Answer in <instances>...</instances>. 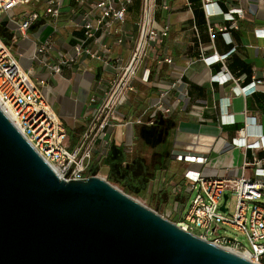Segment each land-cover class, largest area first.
<instances>
[{"label": "crops", "instance_id": "1", "mask_svg": "<svg viewBox=\"0 0 264 264\" xmlns=\"http://www.w3.org/2000/svg\"><path fill=\"white\" fill-rule=\"evenodd\" d=\"M34 1L38 5L28 7ZM61 1L58 17L46 12L47 0H33L2 13L0 43L31 74L63 120L69 145L75 147L92 117L91 97L101 94L112 74L101 61L86 57L64 64L61 72L53 70V65L69 57L73 45L83 38L80 22L86 7L77 0ZM165 1L171 9L158 7L156 19L159 25L169 27V35L161 45L148 49L134 78L135 89L118 109L121 120L106 130L107 145L97 140L88 172L95 175L96 171L149 201L153 208L181 219L192 195L185 176L188 168L209 176H253L257 167H264L263 149L244 150L232 142L246 124L251 131L264 132V86L244 96L234 80L222 84L213 77L228 71L246 85L264 76V39L254 34L257 27L264 26V2L217 0L225 10L240 6L248 11L252 2L256 4V12L248 11L239 21L240 28L231 30L233 41L229 43L219 32L210 35L209 23H220L222 17L208 18L201 0H189L192 8L186 0ZM137 10L138 0L125 27L131 32H136ZM32 12H38L39 18L23 34L19 26ZM116 37L114 33L108 39L113 43L110 55L127 60L132 44L129 40L115 44ZM46 41L50 47L39 51ZM233 47L235 50L224 60L209 65L204 59L214 53L225 54ZM146 67L151 69L147 81L142 77ZM40 80L45 83L41 85ZM163 91L168 93L160 107ZM167 108L170 111L166 112ZM196 134L203 136L207 163L177 160L176 155L186 152ZM258 160L262 164H254ZM246 161L251 164L245 165Z\"/></svg>", "mask_w": 264, "mask_h": 264}, {"label": "built area", "instance_id": "2", "mask_svg": "<svg viewBox=\"0 0 264 264\" xmlns=\"http://www.w3.org/2000/svg\"><path fill=\"white\" fill-rule=\"evenodd\" d=\"M31 1L33 0H0V15ZM77 2L81 7H86L80 22L83 38L73 45V53L69 57L53 65V70L61 72L64 64L79 62L80 57H86L101 61L106 67H110L112 75L101 94L91 97L92 117L74 148L68 143L67 128L63 120L33 81L31 74L22 67L10 49L0 43V107L42 157L62 177L67 178L89 176L88 171L97 140L100 139L103 146L109 143L106 130L121 120L118 109L127 102L129 93L135 89L134 78L148 49L161 45L169 35V27L159 25L157 22V8L161 6L166 11L171 9L165 0H138L137 17L134 21L136 32H131L125 27L136 0H77ZM201 2L208 18L217 15L222 17L220 23H209L210 35L214 37L219 32L229 43L233 41L231 30L240 28L239 21L246 17L248 11L256 12L254 2L248 11L240 6L225 10L217 0ZM186 4L192 8L189 0H186ZM61 7V0H47L46 12L58 17ZM38 18V12L29 14L21 22L20 32L25 34L28 27ZM114 33L117 34L115 44L121 45L126 40L132 44L127 60L122 56L110 55L113 43L108 39ZM254 34L264 39V26L257 27ZM49 47V41H46L39 51H45ZM235 48L225 54L214 53L204 59L209 65L216 63L226 59ZM150 75L151 69L146 67L143 70V79L149 80ZM213 77L222 84L234 80L239 93L244 96L255 93L259 85L264 86V76L254 78L246 85H241L240 79L234 78L228 71H220ZM44 83V80H40L41 85ZM167 93V91L161 93L158 106H162ZM165 111L170 109L167 108ZM140 121L139 119L138 122ZM232 142L234 146L244 150H264V132L251 131L246 124ZM204 146L206 145L203 136L196 134L187 146L186 152L178 153L176 158L189 164H205L208 157L205 155ZM249 164H251L249 161L245 162V165ZM254 164H262V161L258 160ZM185 176L190 180L192 197L190 207L180 219L179 225L218 245L247 253L252 261L264 264V167H257L253 176H209L202 170L194 168H188ZM226 193L228 198L224 202ZM230 197L235 198V209L232 216H227L225 213L229 209L227 205ZM224 203L226 211L221 209ZM221 224L229 225L244 234L251 248L245 247L238 238L220 235L218 230Z\"/></svg>", "mask_w": 264, "mask_h": 264}, {"label": "water", "instance_id": "3", "mask_svg": "<svg viewBox=\"0 0 264 264\" xmlns=\"http://www.w3.org/2000/svg\"><path fill=\"white\" fill-rule=\"evenodd\" d=\"M0 264L259 263L101 175L62 177L0 107Z\"/></svg>", "mask_w": 264, "mask_h": 264}, {"label": "rangeland", "instance_id": "4", "mask_svg": "<svg viewBox=\"0 0 264 264\" xmlns=\"http://www.w3.org/2000/svg\"><path fill=\"white\" fill-rule=\"evenodd\" d=\"M37 4L36 3V1H34L33 3H30V5H28V7H33V8H35V5ZM38 5V4H37ZM36 5V6H37ZM74 146L72 145V147L71 148H73ZM113 183V182H112ZM113 184H115V183H113ZM115 185H117L118 187H120L122 190H124L125 192H127L128 194H130V195H132V196H134L135 198H137V199H139L140 201H142L143 203H145L146 205H148V206H150L151 208H153L152 206H154L153 204H151L149 201H144L140 196H137L136 194H133V193H131V192H129L127 189H125V188H123V187H121V186H119L118 184H115ZM187 197L189 198V194L187 195ZM191 197H192V195H191ZM191 197L189 198V199H187V202H186V207H185V209H184V214L188 211V209H189V207H190V199H191ZM264 202V201H263ZM228 207H229V209H228V211L225 213L227 216H232L233 215V213H234V209H235V198L234 197H230L229 198V200H228V205H227ZM172 208V207H171ZM153 209H155V208H153ZM155 210H157V209H155ZM158 212H160L161 214H163V215H165L166 217H168L169 219H171V220H173L174 222H176L177 224H179V222H180V218L178 219V218H176V217H174L173 215H169L168 213L166 214L164 211H162V210H157ZM218 232H219V234L220 235H225V236H228V237H231V238H238L243 244H244V246L245 247H247V248H251V245H250V243H249V241H248V239H247V237L244 235V234H242V233H240L239 231H237V230H235L234 228H232L231 226H229V225H223V224H221L220 225V228H219V230H218ZM212 238V237H211Z\"/></svg>", "mask_w": 264, "mask_h": 264}, {"label": "bare ground", "instance_id": "5", "mask_svg": "<svg viewBox=\"0 0 264 264\" xmlns=\"http://www.w3.org/2000/svg\"><path fill=\"white\" fill-rule=\"evenodd\" d=\"M102 177H103V176H102ZM232 250H234V249H232ZM234 251H236V250H234ZM236 252H237V251H236ZM238 253H240V252H238ZM240 254H242L243 256L247 257L248 259H251L250 256H249L247 253H242V252H241Z\"/></svg>", "mask_w": 264, "mask_h": 264}, {"label": "trees", "instance_id": "6", "mask_svg": "<svg viewBox=\"0 0 264 264\" xmlns=\"http://www.w3.org/2000/svg\"><path fill=\"white\" fill-rule=\"evenodd\" d=\"M94 174H96V171H95V173ZM110 181V180H109ZM129 190H131V188L129 189Z\"/></svg>", "mask_w": 264, "mask_h": 264}]
</instances>
